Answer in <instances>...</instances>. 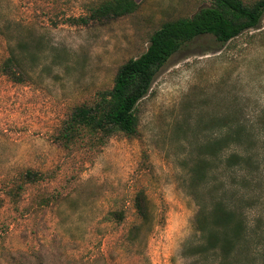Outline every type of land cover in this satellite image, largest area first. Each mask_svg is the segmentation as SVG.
Returning <instances> with one entry per match:
<instances>
[{"label":"rangeland","instance_id":"rangeland-1","mask_svg":"<svg viewBox=\"0 0 264 264\" xmlns=\"http://www.w3.org/2000/svg\"><path fill=\"white\" fill-rule=\"evenodd\" d=\"M102 1L0 0V65L9 39L41 42L34 60L18 55L20 81L0 74V264H216L210 252L188 255L203 242L200 205L207 216L213 198L233 191L247 224L264 223V24L223 45L211 35L182 44L135 105L132 136L99 144L82 129L61 145L70 110L109 89L162 22L210 4L134 0L130 15L68 22ZM235 128L236 141L205 151ZM230 154L239 165L228 166ZM25 169L44 179L23 184ZM139 191L144 221L133 208Z\"/></svg>","mask_w":264,"mask_h":264},{"label":"trees","instance_id":"trees-1","mask_svg":"<svg viewBox=\"0 0 264 264\" xmlns=\"http://www.w3.org/2000/svg\"><path fill=\"white\" fill-rule=\"evenodd\" d=\"M209 1V6L189 18L162 22L149 35L144 52L116 68L109 89L98 91L89 103L72 108L58 133L61 145H66L69 137L82 129L97 133L99 144H103L114 133L132 136L137 125L135 105L148 93L158 69L182 44L197 36L211 35L223 45L242 32L255 28L260 22L264 24V0L250 3L241 0ZM135 9L134 0H105L95 6H87L83 15L70 18L68 22L82 26L94 21L107 22L130 15ZM8 43L11 45L7 57L0 65V74L12 81H20L24 72L19 66L18 55L23 54L29 61L34 60L41 51V42L33 39L14 43L9 39ZM231 132L232 135L227 134L207 145L205 151L214 152L216 146L223 144L226 139L236 141L239 129H232ZM241 160V155L230 154L227 164L229 167L239 165ZM203 165L199 163L200 168ZM199 167H196L198 172ZM20 176L23 184H33L44 179L40 173L30 169L20 172ZM21 186L16 185L15 189L8 190L12 202ZM227 193L229 197L220 195L212 199L207 216L206 208L200 205L194 226L203 242L195 245L188 255L210 252L216 264H257L256 259L264 264V223L258 219L250 227L240 204L235 203L241 201L242 197L239 198L233 191ZM133 208L143 221L148 219L146 199L141 191L134 196ZM246 257L249 260H241Z\"/></svg>","mask_w":264,"mask_h":264}]
</instances>
